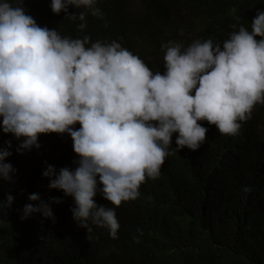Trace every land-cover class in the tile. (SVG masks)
Listing matches in <instances>:
<instances>
[{
    "label": "clouds",
    "instance_id": "9594fccd",
    "mask_svg": "<svg viewBox=\"0 0 264 264\" xmlns=\"http://www.w3.org/2000/svg\"><path fill=\"white\" fill-rule=\"evenodd\" d=\"M21 4L0 0V211L36 229L46 258L79 255L98 227L117 238L116 208L163 176L174 133L175 149L194 159L220 133L228 160L264 162L255 131L242 128L264 104V10L222 43L162 44L153 72L118 40L81 38L89 12L103 16L97 0H51L53 13L85 21L68 36Z\"/></svg>",
    "mask_w": 264,
    "mask_h": 264
},
{
    "label": "trees",
    "instance_id": "16d2710c",
    "mask_svg": "<svg viewBox=\"0 0 264 264\" xmlns=\"http://www.w3.org/2000/svg\"><path fill=\"white\" fill-rule=\"evenodd\" d=\"M12 2L23 6L21 0ZM50 3L23 0L26 14L38 25L62 36L82 33L78 26L85 21L53 13ZM96 7L103 16L89 12L81 38L118 40L155 72L164 63L162 44L222 43L233 24L251 30L264 0H97ZM82 10L69 7V13ZM200 123L209 127L207 121ZM242 128L255 131L264 151V104L255 105ZM175 135L163 176L156 182L146 179L137 199L116 208L117 238L98 227L99 240L79 255L67 248V253L59 251L62 259L55 260L53 251L46 258L36 229L25 219L8 221L0 211V264H264V162L243 166L228 160L221 154L231 141L220 133L207 135L196 160L175 149ZM246 186L252 191L244 194Z\"/></svg>",
    "mask_w": 264,
    "mask_h": 264
}]
</instances>
